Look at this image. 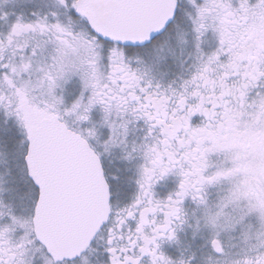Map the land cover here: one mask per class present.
<instances>
[{
    "label": "snow or ice",
    "instance_id": "6c2138e0",
    "mask_svg": "<svg viewBox=\"0 0 264 264\" xmlns=\"http://www.w3.org/2000/svg\"><path fill=\"white\" fill-rule=\"evenodd\" d=\"M0 264H264V0H0Z\"/></svg>",
    "mask_w": 264,
    "mask_h": 264
}]
</instances>
